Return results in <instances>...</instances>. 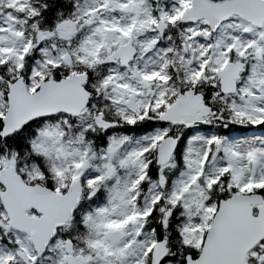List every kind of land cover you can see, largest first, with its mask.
I'll return each instance as SVG.
<instances>
[{
  "label": "snow or ice",
  "instance_id": "obj_1",
  "mask_svg": "<svg viewBox=\"0 0 264 264\" xmlns=\"http://www.w3.org/2000/svg\"><path fill=\"white\" fill-rule=\"evenodd\" d=\"M0 264H264V0H0Z\"/></svg>",
  "mask_w": 264,
  "mask_h": 264
}]
</instances>
